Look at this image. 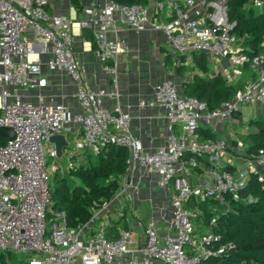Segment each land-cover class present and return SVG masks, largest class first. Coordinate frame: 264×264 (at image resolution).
Returning <instances> with one entry per match:
<instances>
[{"label": "built area", "instance_id": "1", "mask_svg": "<svg viewBox=\"0 0 264 264\" xmlns=\"http://www.w3.org/2000/svg\"><path fill=\"white\" fill-rule=\"evenodd\" d=\"M48 3L0 0V127L13 130V137L5 138L0 145V251L28 253L26 264H116L136 251L130 248L134 240L128 229L107 237V222L99 224L91 235L85 234L88 222L109 201L93 209L91 218L78 226L67 224L64 210H51L44 143L51 135H65L73 125L79 126L80 132L68 157L79 150L98 153L104 145L121 146L127 150L123 177L141 169L157 174L159 184L169 185L174 191L173 232L160 235L156 222L151 220L144 229L140 256L131 257L127 264H197L202 258L231 250L234 243L221 241L211 226L219 213L230 207L227 193H236L245 186L252 173L264 180V147L247 153L237 132L231 140L201 139L198 129L215 131L220 122L233 127L238 123L241 106L264 107V52H244L232 33L235 21L228 18L227 0H149L146 4L102 0L97 8H84L85 16L79 19L51 15L46 9ZM248 4L259 8L263 0H249ZM118 25L136 32L162 31L178 57L203 52L214 61L225 59L227 64L217 73L227 83L239 84L233 96L209 109L205 101L181 93L172 79L158 82L153 96L140 100L139 106L162 107L168 134L164 144L146 150L131 131V116L118 103L117 58L128 51L127 42L117 35ZM83 30L91 33L92 48L111 75L113 91L84 85L73 53L75 36ZM87 46L90 48V43L83 41V47ZM40 55H47L44 65L48 71H64L75 82L81 112L23 98V89L41 88L47 83ZM175 63L181 64L180 58ZM245 67L254 72V78L248 81L241 80ZM105 98L115 102L113 109L103 106ZM49 154L57 156L54 148ZM76 167L71 161L67 163V170ZM195 170L205 174L204 182L192 183ZM210 199L212 217L206 224L198 205ZM48 210L53 211L49 221ZM192 219L207 228H196ZM195 233L199 237L194 239Z\"/></svg>", "mask_w": 264, "mask_h": 264}, {"label": "crops", "instance_id": "2", "mask_svg": "<svg viewBox=\"0 0 264 264\" xmlns=\"http://www.w3.org/2000/svg\"><path fill=\"white\" fill-rule=\"evenodd\" d=\"M101 5L102 0H49L46 9L51 15H60L65 19H79L85 16L84 8H97ZM117 35L128 44V51L117 58L118 103L122 111L131 116V131L142 140L144 148L154 150L165 143L168 134L165 110L160 106H139V101L151 98L155 85L168 78L172 79L183 93L180 83L190 80L193 72L188 68L182 70L181 74L176 71L175 62L181 59V56L178 57L172 50L165 34L160 30L146 29L136 32L126 25H118ZM83 41L89 42L90 48L83 47ZM93 46V39L88 30H83L81 35L75 36L73 53L80 66L84 85L93 89L104 88L113 91L115 88L111 75L104 70V63L95 55ZM262 52H264V41L258 53ZM189 56H185V62L181 61L185 66L188 65L185 64L187 59L191 60ZM39 59L43 63L42 76L47 79V83L41 88L23 89L21 91L23 98L34 103L42 101L52 105L61 104L72 113L81 112L75 97L76 84L72 78L64 71H48L44 65L47 55H40ZM226 64L223 58L218 61L208 59L210 74H217V71ZM252 78L254 72L249 67H245L241 80L248 81ZM102 104L110 110L115 107V102L109 98H105ZM79 132V126H70V130L65 133L67 141L69 138L75 141ZM213 133L215 137L229 140L235 135L232 126L227 122L218 123ZM46 144L49 150L53 148L51 143ZM66 149L68 148L62 149V152ZM85 152L87 151L79 150L73 154V158L79 161L82 156L78 154ZM85 161L84 159L79 161L78 165ZM193 172L192 183H202L206 180L205 174L201 171ZM173 194L171 186L159 184L157 174L136 170L130 176L120 179L118 191L105 208L96 211L93 220L88 222L84 229L85 234L91 235L103 222H107L106 235L109 238L117 236L120 229H128L134 240L130 248L136 251L124 255L116 262V264H127L131 257L140 256L138 249L145 240L144 229L151 220L156 222L160 235L173 232L171 207ZM196 221V228H199L202 224ZM154 264L160 263L154 262Z\"/></svg>", "mask_w": 264, "mask_h": 264}, {"label": "trees", "instance_id": "3", "mask_svg": "<svg viewBox=\"0 0 264 264\" xmlns=\"http://www.w3.org/2000/svg\"><path fill=\"white\" fill-rule=\"evenodd\" d=\"M113 1L146 4L149 0ZM248 2L227 0V9L229 20L235 21L232 33L238 37L244 52L253 55L258 53L264 41V4L257 8ZM189 57L191 66H185L182 63L185 56H181L182 62L175 68L180 74L184 69H195L190 80L180 83L184 94L205 101L209 109L233 96L239 84L233 86L227 83L219 73L209 74L208 56L205 53L193 52ZM249 126L253 128L245 135V150L253 153L264 147V120H251ZM198 132L201 139L215 137L208 127L199 128ZM5 142V138H0V145ZM91 154L84 163L70 169L68 174L56 170L50 179L51 210H64L69 226L85 224L91 218L93 209L110 201L125 174L127 150L124 147L104 145L98 153ZM70 175L75 180L70 179ZM225 198L230 207L226 212L219 213L211 227L214 233L221 236V241H231L235 246L224 254L202 258L197 264H264V180L252 173L245 186L236 193H227ZM191 202L196 204L195 201ZM212 202L210 199L198 205L206 224L212 217L208 208V203ZM51 210L46 213L48 221L53 216ZM14 259L15 253H0V264H14Z\"/></svg>", "mask_w": 264, "mask_h": 264}, {"label": "rangeland", "instance_id": "4", "mask_svg": "<svg viewBox=\"0 0 264 264\" xmlns=\"http://www.w3.org/2000/svg\"><path fill=\"white\" fill-rule=\"evenodd\" d=\"M185 64H188L189 66L192 65L191 60L188 61ZM193 70L195 69H191V71L193 72ZM210 74V72H209ZM233 85V84H232ZM235 85V84H234ZM233 85V86H234ZM239 119H238V123L236 125H234L233 131L237 132L238 134H236L240 139L244 140L246 133L243 131H248L253 127L249 126V122L251 120H255V119H262L264 120V107L259 105V104H249V105H243L240 107V114H239ZM231 140V139H230ZM74 140H72L71 138L68 139V149H66V151L62 152V156H51L49 154V149L46 143H44L45 145V161L48 165V172L50 175V179L52 177V175L54 174V170L53 167H57V171L60 172L61 174L66 173L68 174L69 170H67V163L69 161H71L74 165L78 166L79 161L81 162L83 159L87 160L88 159V154H91L89 152H85V153H80L78 154L79 156H82L79 161L77 158H73V157H68L69 156V152L71 153L73 151V145H74ZM68 154V155H67ZM93 154V153H92ZM91 154V155H92ZM70 179H74V177L72 175L69 176ZM192 223L194 224V226H197V221L192 219ZM199 226V224H198ZM201 226H204L203 224ZM204 228H207L204 226ZM199 237L198 233H195L193 235V238H197ZM186 248V247H185ZM1 253V251H0ZM7 253V252H5ZM15 253V252H12ZM8 255V254H6ZM29 254L25 253V252H17L15 253V262L14 264H26L27 263V259H28Z\"/></svg>", "mask_w": 264, "mask_h": 264}, {"label": "water", "instance_id": "5", "mask_svg": "<svg viewBox=\"0 0 264 264\" xmlns=\"http://www.w3.org/2000/svg\"><path fill=\"white\" fill-rule=\"evenodd\" d=\"M13 130L9 127H0V138H12ZM49 143L53 145V148L57 156H61L62 149L68 148V141L66 135L54 134L49 137Z\"/></svg>", "mask_w": 264, "mask_h": 264}]
</instances>
